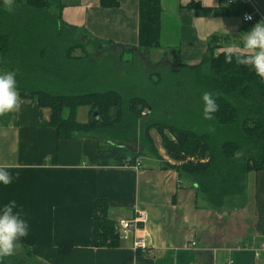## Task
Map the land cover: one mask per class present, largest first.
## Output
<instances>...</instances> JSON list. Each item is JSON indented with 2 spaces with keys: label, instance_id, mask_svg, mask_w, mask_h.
<instances>
[{
  "label": "crops",
  "instance_id": "1",
  "mask_svg": "<svg viewBox=\"0 0 264 264\" xmlns=\"http://www.w3.org/2000/svg\"><path fill=\"white\" fill-rule=\"evenodd\" d=\"M115 1L116 5L105 6L102 0H60L59 16V12L47 15L27 7L20 0H6L8 4L1 9L9 27L0 33L12 38L15 26L19 28V37L10 41L13 52L0 73L14 75L20 107L0 115V167L13 176L11 184L0 187V204L14 200L29 230L14 255L0 264H264V171L247 174L244 191L226 198L221 208H213L168 157L159 160L130 149L138 154L135 164L99 166L98 147L105 144L97 135L60 138L52 126L51 110L20 96L23 86L35 84L24 83L33 69L25 70L20 64L26 40L35 42L23 36L31 15L36 16V25H54L59 19L64 44H79L71 56L81 61L88 62L89 57L79 37L112 47L114 56L105 61L116 64L115 70L106 73L92 61L97 67L96 85L131 94L138 87L137 75L150 79L156 74L139 73V66L145 67L139 63L144 58L157 67L167 63L179 68L198 66L213 47L215 55L229 47L241 53L239 36L263 20L245 22L242 15L251 9L240 0L232 4L229 0H159L157 46L142 48L140 0ZM250 1L264 15V0ZM53 37L55 42L61 40ZM75 51L81 56L73 55ZM120 66L126 76L137 80L115 81L112 73ZM52 84V88L58 85ZM98 201L107 203L108 219L115 224L136 211L146 214L147 223L127 240L119 237L118 247H98ZM136 239H143L146 252L134 248ZM60 249L70 251L61 256Z\"/></svg>",
  "mask_w": 264,
  "mask_h": 264
},
{
  "label": "trees",
  "instance_id": "2",
  "mask_svg": "<svg viewBox=\"0 0 264 264\" xmlns=\"http://www.w3.org/2000/svg\"><path fill=\"white\" fill-rule=\"evenodd\" d=\"M107 1L111 2L102 0V5H116L115 0ZM20 2L27 7L44 11L47 15L59 12L57 13L59 16L62 9L60 0ZM7 4L6 0H0V10ZM140 4V46L153 48L157 46L159 0H140ZM59 22V19H56L54 25L57 29H52L49 35H45L44 31L49 29L43 27L45 25L42 23L36 25L35 15L26 20L23 36L35 42L28 43L29 40H26L22 47L24 59L20 57L19 62L25 70L33 69L27 76L35 72L36 76L32 78L25 76L24 83L35 84L23 86L20 89V96L33 100L41 108L51 110L52 126L58 130L60 138L71 139L76 134L90 133L112 136L114 131L121 130L125 135L119 139L120 142L123 139H135L143 113L147 111L151 114L157 108H153V103L141 96L125 98L123 95L125 92L97 91L96 64L90 58L87 62L71 56V51L77 49L79 44H64V31H61V26L58 27ZM8 24L9 18L1 10L0 29H8ZM17 29L19 28L15 26L12 37L14 41L19 37ZM53 34L61 37V40L55 42ZM10 37V34L0 33V70L5 60L4 64L7 65L8 57L13 52ZM63 44L65 48L60 47ZM212 49L215 51V47ZM213 50L198 66L181 65L178 68L184 73L197 74L196 79L203 85L204 93L208 92L215 100L217 111L208 119L213 131L198 132L174 124L164 125L156 122L147 125L146 137L149 136L151 129L159 128L167 157L177 163L173 167L198 187L210 207L221 208L226 198L244 191L247 174L264 171V81L248 67L236 62L235 57L241 53L232 52L233 60L229 63L224 58L226 51L215 55ZM16 58L14 55L12 60ZM204 65H209L206 75L202 74ZM52 83L58 84L56 88L50 87L54 85ZM67 84L68 87L65 88ZM83 107L92 109L96 115V117L92 115L86 124L77 120L79 114L77 111ZM185 111L194 113L192 110H183L184 113ZM164 129L169 132H164ZM149 140L150 153L158 159L159 151L150 136ZM132 151L121 143L99 145L98 165L102 167L133 165L138 159V154ZM96 212L95 245L118 247L120 239L116 224L108 219L107 203L98 201ZM69 251L60 249L59 253L66 256Z\"/></svg>",
  "mask_w": 264,
  "mask_h": 264
},
{
  "label": "rangeland",
  "instance_id": "3",
  "mask_svg": "<svg viewBox=\"0 0 264 264\" xmlns=\"http://www.w3.org/2000/svg\"><path fill=\"white\" fill-rule=\"evenodd\" d=\"M54 27L55 25L46 24L45 28L49 30L44 31L45 35H49L50 30H54ZM79 40L82 43V47L84 48L83 51H86V54H88V57L91 61L96 62V64H98L101 69H104L106 73L110 70H115L116 64L105 61V57L114 56L113 54L115 53V50L112 47L95 45L84 36L79 37ZM60 47L65 48V45L63 44ZM75 54H77L76 56H81L80 51H75L73 55ZM125 58L126 60L129 59L127 58V56ZM140 62L141 64H144L146 68L139 66V73L152 75V73H154L155 71L156 74H153L150 79H148L147 77L141 78L137 75V79H139L138 87L132 89V91L136 93L131 94L129 92H125L123 93V95L125 98L134 96H141L142 98H146L150 103H153L152 107L157 108V110L151 114H149L147 111L143 113V119H141L137 127L138 131L135 139H123L122 142H120L119 139H121V137L125 135V133L121 132V130L114 131L112 133V136L102 133L94 134L100 138L102 144H112L111 142H113L114 144L121 143L123 145H126L131 150L137 151L142 155L154 157L150 153V136L154 143V146L160 150L161 154H159V160H162V158H167V155L165 150L163 149V143L159 133L160 129H151L149 132V136L146 137L147 125L157 122L163 123L164 125L174 124L198 132L209 133L213 131L212 127L210 126L209 120L204 117L203 102L201 100V96L204 93V90L203 85H201L198 79H196L197 74L186 72L184 73L181 69L169 66L167 65V63L159 65L157 67L148 62L145 58L144 60L139 61V63ZM202 67L205 69H202V74L206 75L208 72L207 70H209V65H204ZM112 74H114L115 81H118L119 83H121L122 81H128L129 83H131L133 79L137 80L136 78L126 76L125 71L121 66L117 73L113 72ZM96 90L99 92L108 90L123 92L125 89H110L102 84H99L98 86H96ZM182 108L183 110H192L194 113H191V111L190 113L187 111H185L184 113L183 110H181ZM77 112L79 113L77 115V120L80 122L86 121L84 122V124L88 123L91 120L92 115L93 117L95 116V113L93 114L94 111L86 107L79 108ZM163 131L166 132L167 129H164ZM175 164L177 165L176 162Z\"/></svg>",
  "mask_w": 264,
  "mask_h": 264
},
{
  "label": "clouds",
  "instance_id": "4",
  "mask_svg": "<svg viewBox=\"0 0 264 264\" xmlns=\"http://www.w3.org/2000/svg\"><path fill=\"white\" fill-rule=\"evenodd\" d=\"M246 16L245 20H250ZM241 54L235 57L238 64L246 66L264 81V20L256 22L248 31L241 33ZM225 61L232 62V49L225 53ZM203 113L211 119L217 111V104L211 94L205 92L201 96ZM20 107L17 82L11 72L0 74V115L18 110ZM13 181V176L6 167H0V187H6ZM29 225L17 210L16 202L10 200L0 204V260L14 255L20 247V240L27 236Z\"/></svg>",
  "mask_w": 264,
  "mask_h": 264
},
{
  "label": "built area",
  "instance_id": "5",
  "mask_svg": "<svg viewBox=\"0 0 264 264\" xmlns=\"http://www.w3.org/2000/svg\"><path fill=\"white\" fill-rule=\"evenodd\" d=\"M230 4L233 3V0L228 1ZM240 3L247 8H250L251 11H245L242 15V18L245 22H251L254 21L255 18H260L264 20V15H262L261 11L256 8V6L250 1V0H240ZM246 16H250V20H245ZM140 166L139 163H137L136 167L138 168ZM147 216L146 214L136 211L133 216L129 219H119L116 222V229L117 233L120 237V239L127 240L130 237L131 232L136 233V231L143 225L147 223ZM135 249H142L146 252V245L143 241V239H136L134 243ZM227 264H234L233 261H229Z\"/></svg>",
  "mask_w": 264,
  "mask_h": 264
},
{
  "label": "water",
  "instance_id": "6",
  "mask_svg": "<svg viewBox=\"0 0 264 264\" xmlns=\"http://www.w3.org/2000/svg\"><path fill=\"white\" fill-rule=\"evenodd\" d=\"M94 117H96V115Z\"/></svg>",
  "mask_w": 264,
  "mask_h": 264
}]
</instances>
